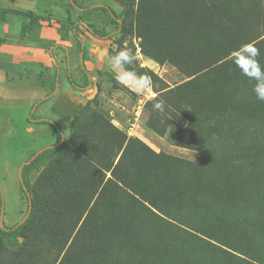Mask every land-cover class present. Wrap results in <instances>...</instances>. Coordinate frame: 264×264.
<instances>
[{"label":"rangeland","instance_id":"rangeland-1","mask_svg":"<svg viewBox=\"0 0 264 264\" xmlns=\"http://www.w3.org/2000/svg\"><path fill=\"white\" fill-rule=\"evenodd\" d=\"M13 1L0 0V5L24 11L35 6L34 0ZM41 1L61 5L63 10L52 13L44 7L43 14L50 19L40 28L26 30L24 23L29 19L22 16L7 23L0 21V36L7 39L0 47V190L6 207L2 226H15L28 216V203L21 194L19 166L30 153L52 143L56 137L54 127L48 124L40 123L34 132L29 131L30 102L47 86L40 84L39 91L31 90L33 86L27 82L9 80V73L16 71L14 63L35 80H55L56 84L60 81L61 88L72 95L65 94L73 100L80 101L81 97V102L86 103L95 99L122 130L116 146L119 156L132 138L129 153L143 160L147 172L141 185L147 188L155 204L183 208L182 222L171 219L176 224L171 227L145 212L139 203L128 202L127 207L113 212L111 222L120 224L123 219L129 220L140 238L122 234L119 245L109 251L107 259L96 257L88 262L87 255L70 258L65 264H127L128 259L133 260V253L140 255L138 261L143 264L147 254L142 252L153 257L171 243L178 247L182 264H264V101H259L253 91L256 81L244 75L234 62V58H239L243 64L244 50L238 49L252 40L260 50L257 59L264 67V0H143L154 8L153 35L143 39L135 29L122 43L118 42L120 33L94 36L84 29L82 21H77L78 11L96 5L110 7L123 18L124 7L118 0ZM132 2L137 8L139 0ZM239 6L249 11V19L236 10ZM68 11L75 24L82 26L77 31L81 42L70 36L66 52H70L71 58L65 55L60 60L56 56L59 46L48 43L50 67L45 66L43 59H29L30 48L24 47L42 46L49 41L46 38L50 35H42L44 26L57 25V36L67 33L60 30L59 20L67 18ZM47 31L50 30L45 28ZM35 32L40 40H29ZM254 36L256 40L251 39ZM125 47L135 55L133 63L153 70L160 81L149 77L152 86L137 93L142 81L131 76H125L124 83L117 80L122 70L112 66V50ZM23 52L28 54L24 56ZM173 52L181 58L208 52L209 57L222 59L217 66L189 76L184 68L167 59ZM151 54H158L159 60ZM86 60L88 74L83 63ZM187 64L191 69L200 66ZM178 86L183 90L176 102L181 104L185 98L194 96L195 114L189 121L181 111L168 110L170 123L166 134L161 135L148 124L151 114L148 102L162 98L168 89ZM87 87L86 93L80 91ZM62 93L58 92L55 100L70 104L69 99L61 97ZM54 104L55 101L42 104L34 117L44 115L54 119L64 140L70 133V124L52 111ZM189 122L188 130L182 132ZM183 135L187 136L185 143L191 146L179 143L185 138ZM140 194H135L136 199L150 206L151 201L146 202Z\"/></svg>","mask_w":264,"mask_h":264},{"label":"trees","instance_id":"trees-1","mask_svg":"<svg viewBox=\"0 0 264 264\" xmlns=\"http://www.w3.org/2000/svg\"><path fill=\"white\" fill-rule=\"evenodd\" d=\"M118 2L124 7L121 19L114 9L96 5L89 10L86 7L78 11L77 21L85 23L84 27L94 36L109 37L113 31L120 33L119 43L135 29L143 39L153 35L151 20L154 8L150 4L139 0L136 8L132 0ZM236 10L249 19V11L241 9V6ZM18 16L29 19L24 23L25 29L29 31L40 28L44 21L50 19L34 10L24 11L0 5L2 23H7ZM75 21L70 11L67 18L59 20L60 30L67 31L62 39L73 35L77 42H81L77 31L82 26L75 24ZM104 24L112 25L114 28H107ZM255 37L251 39L256 40ZM6 41L4 36H0V47ZM119 51L118 48L112 50L111 58ZM213 55L215 54H210ZM151 56L158 60L160 58L158 54ZM167 59L184 68L189 76H193L204 69L217 66L222 58H211L208 52H201L199 55L192 53L186 58H181L173 52ZM188 62L200 66L191 69ZM124 70L160 81L153 70L138 63L127 65ZM71 81L76 83L75 80ZM55 87L54 80L51 89L54 90ZM182 88L178 86L168 89L162 98L158 97L148 102L151 108L148 124L161 135L166 134L170 123L166 115L168 110L172 111L174 108L181 111L179 113L189 121V117L195 114L194 96L185 98L186 101L181 104L176 102ZM61 97L69 99L71 105L65 103L66 101L56 102L52 106V111L68 119L70 133L67 139L63 140L62 130L58 124L47 118L38 119L37 123L54 127L57 140L32 154L21 168V194L28 203V216L15 226H2L4 197L0 190V264H65L70 258L79 256L83 258L87 255L88 262L96 257L107 259L109 251L119 245L120 235L129 234L136 236L135 239L140 238V234L129 220L123 219L120 224L111 222L113 212L118 208L127 207L128 202L139 203L145 212L171 227L176 225L171 219L182 222L183 208L155 204L147 188L141 185L142 180L146 179L147 171L143 168L145 166L143 160L129 153L132 138L119 156L116 146L122 136V130L99 108L97 101L92 99L82 103L65 93H62ZM157 101L164 102L163 112L153 109ZM189 126L190 122L182 132H186ZM183 136L185 138H181L179 143L191 146L187 144L189 142L185 143L184 139L187 136ZM138 193H141L146 202L151 201L150 206L136 199L135 194ZM127 243L131 244L130 241ZM166 248L153 257H150V253L142 252L147 254L142 263L182 264L178 247L171 243ZM139 256L133 253V260L128 259L126 263L140 264Z\"/></svg>","mask_w":264,"mask_h":264},{"label":"crops","instance_id":"crops-1","mask_svg":"<svg viewBox=\"0 0 264 264\" xmlns=\"http://www.w3.org/2000/svg\"><path fill=\"white\" fill-rule=\"evenodd\" d=\"M13 2H16V1L14 0ZM34 3H35V6H34L33 10L35 12H37V13H40V14H43L45 12V10H43V9H45L47 7L50 8L49 11L52 12V13H56V10H58V11H62L63 10V8H62L61 5H57V4H52V5L51 4H47L46 5V4H43V2L41 0H34ZM41 9L43 10V12L42 11L40 12ZM43 28H44V30H42V35L43 34L45 36L50 35L49 37L46 38V39H49V41L48 42H45L42 45L43 47L41 45H37L36 43H35L36 45H32L31 47H24L26 50L30 48L29 49L30 51H28V52H30V55L29 56L27 55L28 52H23V53H26V54H24V56L27 55V57L29 59H33V60H35V59H43L46 62V65L45 66L46 67H50L52 65V61H51V56L49 55L50 54V50L49 51L47 50V48H49V46L47 44L48 43H54L55 45H58L59 46V48L57 49L58 51L56 53L57 54L56 56H58V58L60 60H62L63 57H65V55H67L68 57L71 58L70 52L69 51L66 52V48L68 47V45H70V41L69 40H70L71 37L68 36L67 38H69V39H66V38L65 39H62V36H57V34H56L57 33L56 32L57 31V25H55V26H49L48 25V26H44ZM45 28H48L50 31L49 32L48 31L45 32ZM84 29H85V27H84ZM8 34H10V33L8 32ZM36 34H37V32H35V34L33 35V37H30L29 40H32V41H38V40H40L39 37L36 36ZM73 38H74V40L76 39L75 36ZM53 45L50 46V47H54ZM37 46H41L42 48L37 47ZM20 50H23V48L20 47ZM17 58L18 59H22L20 57H17ZM83 63H84V65H86V68H87L86 71H85V73L88 74V60L84 61ZM12 65L16 66V71L14 73H11V74L9 73V77H8L9 80L27 82L28 85L33 86V87H30L31 90L35 89V90H38L39 91L40 84H42V85L44 84V85L47 86V88H45V90H43L44 92H41L40 95H38L37 97H35L33 99V101L30 102V104H31V110H30V112L28 114V120L30 121L29 122L30 123V127H28L29 131L30 132H34L35 131V129L37 128L36 126H38L40 124V123H37L38 119L47 118V119H50V120H53L54 122H56L54 119H52L50 117H47V116H44V115H39L37 117H34L35 116L34 114L37 111L38 107H40L42 104H50V102H53V101H55V103H56L58 101V98H57V100H55V97H56V95H57L58 92H62L63 91L64 93H68L69 95H72V94L69 93L68 91L63 90L61 88L60 81L57 82L55 89L52 90L51 89V86H52V83H54V80H52L51 82L49 80L48 81L49 83L47 81H45V80H42V79L35 80V79H33V78L30 77V74H28V71L26 69H22L20 66L18 67L14 63ZM39 66L40 65H38V67ZM35 70H37V69H35ZM39 70H40V68H39ZM62 76L63 75H61L60 77H62ZM63 79H68V77L67 78H63ZM42 81H44V82H42ZM74 85H76V83H74ZM84 85H83V87H84ZM35 87H38V88L36 89ZM87 90H88V87L84 91H82V90H80V91L82 93H86ZM79 99H80V102H81V99L82 98L80 97ZM56 140H57V135H56V137H55V139H54V141L52 143H48L46 145H43L42 147H40L37 150H35L32 153H30L27 156V158L22 161V163L19 166L20 179H21V168L27 162L28 158L32 154L38 152L39 150H41V149H43V148H45L47 146L52 145L53 143H55ZM20 184H21V180H20ZM5 216H6V207L4 208V219H5Z\"/></svg>","mask_w":264,"mask_h":264},{"label":"clouds","instance_id":"clouds-1","mask_svg":"<svg viewBox=\"0 0 264 264\" xmlns=\"http://www.w3.org/2000/svg\"><path fill=\"white\" fill-rule=\"evenodd\" d=\"M241 49L244 50V61H247V65L244 63L241 64L239 58H234V62L237 64V67L241 68L244 75L248 76L249 79L256 81V84L253 86V91L259 101H264V67H261L260 62L257 59V57L260 56V50L252 42L241 45L238 50ZM134 60L135 55L132 50L125 47L112 58V66L122 70L117 75V80L121 83H124L125 76H131L142 81V87L136 89L137 93H140L146 88H150L152 86V81L146 75H138L134 71H124L125 67L131 65ZM164 107L165 105L163 101H157L153 105V109L158 112H163Z\"/></svg>","mask_w":264,"mask_h":264},{"label":"snow or ice","instance_id":"snow-or-ice-1","mask_svg":"<svg viewBox=\"0 0 264 264\" xmlns=\"http://www.w3.org/2000/svg\"><path fill=\"white\" fill-rule=\"evenodd\" d=\"M245 65H247V61H242Z\"/></svg>","mask_w":264,"mask_h":264},{"label":"water","instance_id":"water-1","mask_svg":"<svg viewBox=\"0 0 264 264\" xmlns=\"http://www.w3.org/2000/svg\"><path fill=\"white\" fill-rule=\"evenodd\" d=\"M3 216H4V212H3V215H2V222H3Z\"/></svg>","mask_w":264,"mask_h":264}]
</instances>
